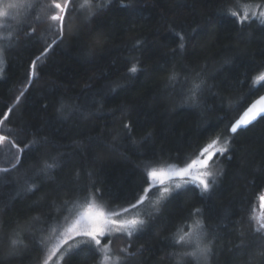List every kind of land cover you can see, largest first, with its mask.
Wrapping results in <instances>:
<instances>
[{"label": "trees", "instance_id": "trees-1", "mask_svg": "<svg viewBox=\"0 0 264 264\" xmlns=\"http://www.w3.org/2000/svg\"><path fill=\"white\" fill-rule=\"evenodd\" d=\"M81 2L76 0L77 5ZM262 2L227 0L221 14L222 0H111L86 24L83 16H73L64 40L38 61L29 87L31 61L55 38L48 31L47 19H36L42 15L41 6L52 0H33L36 7L29 15L0 29V43L5 46L0 118L8 107L13 108L9 119L0 125V134L11 129L24 142L33 134L47 137L51 143L41 146L40 153H65L62 167L48 177L34 178L39 190L33 193L21 190L25 173L31 175L29 160L17 170L0 174V236L15 228L26 237L27 245L22 256L5 259L4 264H40L49 238L43 245L39 239L48 231H38L44 227L42 222L35 228L29 225L34 217L43 221L47 216L54 218L50 225L57 217L59 223L67 224L75 207L69 204L61 210L60 206L76 199L75 188L94 183L104 190V199L97 202L127 207L148 187L143 171L146 163L154 168L185 165L213 139L228 141L229 150L211 162L217 181L211 193L202 198L199 189L192 190V184L174 191L145 231L127 239L121 237L119 249L128 248L132 253L126 264H174L166 256L174 251L168 237L177 232L187 210L195 206L203 209L204 222L216 237L208 264H260L257 252L264 248V239L251 235V229L264 220V201L260 199L264 196V119L237 134H230L228 129L264 91V81L254 85L264 72V25L251 19L241 26L228 10L241 12L245 4ZM92 3L94 6L106 0ZM170 25L192 36L184 53L179 51V38L170 31ZM78 26L79 39L73 33ZM33 27L36 31L29 35ZM89 30L92 36L86 41L84 33ZM97 34H106V44L94 39ZM137 39L142 45L133 49ZM137 61L142 70L133 75L128 69ZM185 64L205 72L208 87L200 107L185 103L169 85L173 66L180 72ZM112 81L125 86L114 94L109 88V98L102 106L90 103L91 93ZM61 98L84 105L90 114L84 117L73 112L65 119V114L57 111ZM121 106L126 115H122ZM129 120L131 137L123 129ZM149 133L150 138L143 142ZM4 167L10 165L4 163L0 149V168ZM242 239L250 246L238 248ZM6 253L7 243H0V258ZM97 256L92 258L85 248L67 264H95Z\"/></svg>", "mask_w": 264, "mask_h": 264}, {"label": "snow or ice", "instance_id": "snow-or-ice-1", "mask_svg": "<svg viewBox=\"0 0 264 264\" xmlns=\"http://www.w3.org/2000/svg\"><path fill=\"white\" fill-rule=\"evenodd\" d=\"M111 3V0H106V3H98L93 6L92 0H82L78 5L76 0H52L51 4L41 6V14L37 16V22H42L43 18L48 21V31L55 37L51 43L44 47L43 51L39 53L32 61L30 65V71L28 73V80L26 87L31 86L35 70L38 61L47 55V53L53 48L54 45L59 44L64 40L65 31L71 23L73 16H83V23H88L91 19L97 16L100 12L104 11ZM227 0H222L221 7L218 12L223 14L225 8L224 4ZM36 7L32 2H15L7 4L2 10H0V18H3V22H0V28L7 27V20H17L25 17L31 13V10ZM231 17L236 18L235 22H238L243 26L247 20L255 19L264 25V2L258 3L253 6L245 5L244 12L241 14L240 10H228ZM36 29L33 27L29 35L34 34ZM170 31L179 38V51L184 53L187 49V45L190 42L192 36L189 35L183 28H177L170 25ZM196 29L192 30L194 34ZM73 33L77 39L80 38L81 28L78 26L73 29ZM92 36L91 30L84 33V39L87 41ZM3 39V37H0ZM94 39L99 40L101 45L106 44L108 37L106 34H97ZM142 45V41L137 39L132 45L133 49H137ZM86 47H92V45H85ZM4 45L0 44V51H3ZM95 49L93 48V51ZM176 50H173L175 54ZM225 63H230L229 60H225ZM0 64H3V59L0 57ZM142 69L138 68V61L133 63L128 69V72L135 75ZM264 81V72L256 77L254 85ZM169 85L179 92L183 97L185 103L194 107H200L201 101L204 98L205 88L207 85V78L203 69L197 70L195 65L185 64L180 72L176 71L175 65L171 73L168 76ZM125 85L119 81H112L110 84H105L97 88L96 91L91 93L92 104H101L109 98V88L111 94H114L117 89H122ZM255 90V89H254ZM24 92H21V96ZM99 97V99H97ZM20 96L16 97V100H20ZM77 99H79L77 97ZM87 99V98H86ZM13 108L8 107L7 111L3 113V118H0V125H4L9 119ZM59 113L65 114L64 118L67 119L73 112L81 113L84 117H87L90 113L84 111V105L70 104L61 98L60 106L57 109ZM115 111V110H113ZM122 115H126V112L121 106L120 109ZM258 118L264 119V95L260 96L258 100L252 103L240 116L239 119L231 123V133L237 134L240 129H247L258 120ZM123 129L126 136L131 137L133 134L132 122L123 123ZM151 133L143 138V142H147ZM51 143L47 137H40L33 134L32 138L24 142L18 137H15L11 129H7L4 134H0V149L4 154V163L10 165V167L0 168V174H7L13 170L21 168L25 160H29L31 163V175L25 173L24 187L21 189L27 193H33L39 190V185L34 181L36 177H48L50 173L57 168L63 166V156L65 153H58L57 155L50 156L48 153H40L41 146ZM54 147H60L59 145H53ZM229 150L228 141H225L223 145L220 144L219 139H213L205 147H203L197 157L186 163L182 167L156 169L151 167L150 164L144 165L143 171L146 176V183L148 187L143 189V194L138 197H133L135 202H128L127 207L117 205L111 207V203L107 209L97 207L96 201L104 199V190L96 188L95 184L86 186H79L74 189L77 193L76 199H69L64 201L60 206L61 210L68 207L71 204L73 207L78 202L84 204L83 211H80L76 218L67 227H64L59 223V218H55V223L50 225V221L54 218L47 216L41 221L40 217H34L32 223L29 225L31 228H35L37 223H43L44 227L38 229L39 232L44 233L50 230L51 236L58 237L59 242L52 249L48 259L43 260L40 264H48L52 256L56 255L64 249L67 245V250L64 252V257L61 264H67L70 258L79 251L87 249L88 254L92 258H96L97 250L99 251L98 264H126L127 257L131 256L128 248L119 249L118 254H113L111 248V241L103 243L102 241L106 237H112L113 239L123 236L132 237L138 233H142L149 226V221L154 220L161 211V206L168 202L172 197L174 190L179 191L184 188L185 185L191 183L194 185L192 189L194 192L199 189V195L202 198H206L211 193L213 187L216 185V179L212 172L209 170L210 163L214 158L219 155H223ZM35 154V155H34ZM195 170L196 174H193ZM91 176V173H89ZM174 178L180 182L174 183V189L165 186L167 182H173ZM157 181L159 182L157 184ZM153 187L159 188V197L151 202V207L154 209L152 213L147 215L137 214L132 218H123L131 210L137 209L142 206L148 199L147 193L151 191ZM264 201V196L260 198ZM55 203V202H54ZM71 212V208H69ZM191 221L190 224L186 223ZM63 228V231H61ZM212 239H209V236ZM251 235L264 239V220H261L257 226L251 229ZM48 237L49 239L51 238ZM215 235L210 233L207 225L203 219V209L200 207H191L187 210L186 215L183 216L181 225L177 232H173L169 237V247L174 251L166 254L170 261L174 264H208L210 258L213 256V244ZM26 237H22L20 231L15 228L7 236H0V243H7L6 256L0 258V264H4L5 259H13L22 256L23 252L27 249L24 240ZM79 239V243L77 240ZM72 241V244H69ZM37 243L36 237L33 236V245ZM45 243V237L41 236L39 244ZM250 245L245 244L243 239L241 243L237 245L238 248H247ZM175 249H180L176 251ZM257 255L260 257V264H264V248L259 249Z\"/></svg>", "mask_w": 264, "mask_h": 264}, {"label": "rangeland", "instance_id": "rangeland-1", "mask_svg": "<svg viewBox=\"0 0 264 264\" xmlns=\"http://www.w3.org/2000/svg\"><path fill=\"white\" fill-rule=\"evenodd\" d=\"M33 0H0V10H2L7 4H9V3H15V2H32ZM245 5H251V6H253V8L255 7V5L256 4H245ZM245 5H243L242 6V8H241V14H243V12H244V6ZM21 19V18H20ZM15 21H17V20H14V22ZM0 22H3V18H0ZM12 22H13V20H7L6 21V24H7V27H4V28H0L1 29V31L3 30V29H6V28H8L9 26H11V24H12ZM14 24V23H13ZM12 24V25H13ZM1 34V33H0ZM1 44V43H0ZM0 57H2V59H3V64H0V75H1V73H2V70H3V67H4V65H5V59H4V54H3V51H0ZM260 75V74H259ZM211 142V141H210ZM210 142H208V143H210ZM219 142H220V144L221 145H223L224 143H225V141H223V140H219ZM207 143V144H208ZM206 144V145H207ZM205 145V146H206ZM205 146H203V147H205ZM202 147V148H203ZM201 148V149H202ZM200 149V150H201ZM200 150L198 151V153H197V155L199 154V152H200ZM197 155L193 158V159H195L196 157H197ZM192 159V160H193ZM191 160V161H192ZM191 161L189 162V163H191ZM182 166H184V165H182ZM182 166H175V165H166V166H162V167H159V168H156V169H165V170H167L168 168H175V167H182ZM213 168H214V166L212 165V163H210V166H209V170L212 172V174H213V176H215L214 175V173H213ZM193 174L195 175L196 174V172H195V170L193 171ZM175 182H180L179 180H176L175 178H174V181L173 182H167L166 181V184H165V186H168V187H170V188H173L174 189V183ZM159 182L157 181V184H158ZM189 184H191V183H189ZM189 184H187V185H189ZM186 186V185H185ZM175 191V190H174ZM159 194H160V192H159V188H157V187H153L152 189H151V191L150 192H148L146 195H147V197H148V199L145 201V203L142 205V206H140L139 208H137V209H133V210H131L125 217H123V218H132L133 216H135V215H137L138 213L139 214H141L142 216L143 215H147L148 213H152L153 211H154V209L151 207V202H153V201H155L158 197H159ZM96 204H97V207H99V208H105V209H107L108 208V206L106 205V204H100L99 202H97L96 201ZM84 204L82 203V202H78L76 205H75V212H74V214H73V216L71 217V219H70V221L67 223V224H65V225H63L62 223H64L65 221H62L60 224L61 225H63L64 227H67V225L68 224H71L72 223V221L76 218V215L80 212V211H83V209H84ZM191 222H188V224H190ZM61 231H63V228H61ZM51 236V233H50V230L48 231V233L44 236L45 238H48V237H50ZM126 239L127 238H129V237H127V236H124ZM120 239H121V237L120 238H116V239H113L112 237H106L103 241H102V244L103 243H108L109 241H111V248H112V250H113V254L115 255V254H118L119 253V244H120ZM46 240V239H45ZM59 242V240H58V237H56V236H51V238L50 239H47L46 240V244H47V251H46V253H45V255H44V259L43 260H46V259H48V257H49V255L51 254V252H52V249L56 246V244ZM77 243H79V239L77 240ZM69 244H72V241H69ZM67 245L64 247V249L62 250V251H60L59 253H57L56 255H54V256H52V258H51V260H49L48 261V264H61V261H62V257L64 256V252L67 250ZM97 252H98V256H97V261H96V263L95 264H98V261H99V251L97 250ZM42 260V261H43Z\"/></svg>", "mask_w": 264, "mask_h": 264}, {"label": "water", "instance_id": "water-1", "mask_svg": "<svg viewBox=\"0 0 264 264\" xmlns=\"http://www.w3.org/2000/svg\"><path fill=\"white\" fill-rule=\"evenodd\" d=\"M262 95H264V91L262 92V93H260L257 97H255L243 110H242V112L238 115V117L235 119V120H237V119H239L240 118V116L243 114V112L252 104V103H254L256 100H258L259 99V97L260 96H262ZM259 119V118H258ZM235 120L232 122V123H234L235 122ZM231 126V125H230ZM229 129H230V127H229ZM229 133L230 134H233V133H231L230 131H229Z\"/></svg>", "mask_w": 264, "mask_h": 264}]
</instances>
